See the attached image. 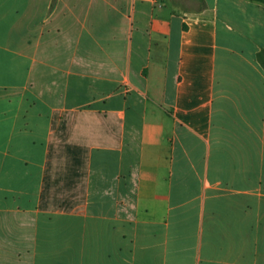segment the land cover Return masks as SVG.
I'll return each mask as SVG.
<instances>
[{"label": "crops", "instance_id": "0c3cea01", "mask_svg": "<svg viewBox=\"0 0 264 264\" xmlns=\"http://www.w3.org/2000/svg\"><path fill=\"white\" fill-rule=\"evenodd\" d=\"M0 264H264V0H0Z\"/></svg>", "mask_w": 264, "mask_h": 264}]
</instances>
